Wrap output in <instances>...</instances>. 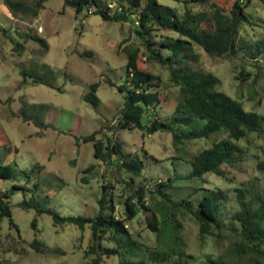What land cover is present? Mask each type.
<instances>
[{"label":"rangeland","instance_id":"1","mask_svg":"<svg viewBox=\"0 0 264 264\" xmlns=\"http://www.w3.org/2000/svg\"><path fill=\"white\" fill-rule=\"evenodd\" d=\"M99 1L110 2L112 7L115 5L112 0ZM157 1L181 11L185 0ZM243 11L247 20L240 24L233 59L211 57L195 46L198 61L187 63L190 67H202L213 73L218 80L214 89L240 101L244 110L264 115L263 46L255 54L256 61L249 58V53L255 52L264 38V2L250 0ZM16 25L0 0V26L10 27L6 34L0 31V163L9 164L14 169L13 179L0 181V191L13 182L26 187L23 192L18 190L8 198L11 218L19 237L7 217L0 219V262H87L75 247L80 233L78 229L69 224L54 227L50 216L40 213L35 217L36 230H33L30 221L35 212L33 208L18 206L23 198H31L60 215L92 216L98 209L97 200L104 194L106 200L112 198L115 212L119 213L125 188L123 180L131 177L135 187L143 184L146 203H153L155 201L147 193V188L157 180L170 177L173 181L168 191L174 197L200 196L203 188L224 190L227 200L222 211L227 215L233 209L232 189L235 186L245 190L250 183H260L261 174L255 166L258 161L264 162V136L261 134L252 133L248 141L241 142L246 147L244 158L225 171V178L206 173L200 180L185 176L190 171L192 155L210 146L208 139L173 141L171 133L165 130L147 134L144 128L113 129L116 113L123 101V93L116 89L117 85L124 84L125 77L126 56L121 49L126 44H137L133 23L129 19L124 22L103 20L85 9L74 15L71 7L63 6L62 0H45L32 23L33 32L43 39L45 48L29 38L23 42L13 31ZM17 42L23 45L18 53L12 49ZM83 50H89L91 56L78 57L77 52ZM138 66L159 76L163 95L162 101L156 105V113L159 117L168 115L173 108L176 88L169 85L167 71L143 59ZM241 66L250 75L239 83L234 75ZM256 72L258 76L252 84V74ZM37 77L41 78L40 82L33 81ZM91 83H97L95 95L98 103L95 107L82 99ZM140 123L146 124L144 116ZM89 134L104 146L117 141L121 156L110 153L105 156L106 161L95 158L92 142L81 140ZM122 159L139 160L142 164L140 175L133 176L120 166ZM88 165L93 168L89 173H83ZM20 171H27L28 179ZM102 185H108L104 192ZM177 218L182 223L184 250L192 256L189 264H206V256L216 257L231 247L232 237L227 231L219 238L205 236L199 242L196 224L189 215L181 214ZM127 226L141 247H153L154 235L143 228L140 220L127 222ZM84 231L80 241L83 246L89 237L86 228ZM136 232H139V237ZM33 237L50 247L58 246L64 254L33 252L25 243ZM143 254L144 251L131 246L121 256L132 260L141 258ZM102 264H118V257L111 256ZM261 264H264L263 258Z\"/></svg>","mask_w":264,"mask_h":264},{"label":"trees","instance_id":"2","mask_svg":"<svg viewBox=\"0 0 264 264\" xmlns=\"http://www.w3.org/2000/svg\"><path fill=\"white\" fill-rule=\"evenodd\" d=\"M44 1L1 0L7 15L17 24L13 27L16 35L23 42L28 38L36 40L43 48L45 43L33 32L32 23L42 10ZM112 2L115 3L113 7L110 2L99 0H62L63 6L73 9L74 15L85 9L87 13L98 14L103 20L124 22L129 19L133 23L132 31L137 44H126L121 49L126 56L125 77L124 84L117 85L116 89L123 93V101L116 113L113 129L144 128L147 134L165 130L171 133L173 141L206 138L210 146L192 155L190 171L185 177L201 180L204 174L212 173L225 178V171L244 158L246 147L241 142L248 141L252 133L264 136V115L244 110L240 101L214 89L218 80L213 73L202 67H190L187 62L198 61L195 46L211 57L233 59L240 24L247 20L243 9L250 0H185L181 11L157 0ZM9 29L0 26L2 34ZM259 44L255 52L249 53L253 61H256L255 54L260 52V47L264 48V38ZM12 49L18 53L23 45L17 42ZM77 55L90 57L91 52L83 50ZM141 59L166 70L169 85L176 88L172 111L164 117L156 113V105L163 95L161 80L157 74L138 66ZM249 75V71L241 66L234 78L242 83ZM252 76L253 84L258 72ZM33 81L40 82L41 78H34ZM96 87L97 83H91L82 96L93 107L98 103ZM142 116L146 118L145 125L140 123ZM81 140L92 142L93 156L100 161H106L105 156L110 153L121 156L117 141L104 146L100 140L94 139L93 134L83 136ZM119 165L133 176L140 175L142 164L139 160L122 159ZM92 168L88 165L82 172L89 173ZM255 168L261 174L260 183H250L245 190L235 186L232 189L233 209L227 215L222 211L227 200L224 190L203 188L200 196L174 197L168 191L173 181L170 177L157 180L147 188V193L155 201L153 203H146L143 184L135 187L133 178L123 180L125 188L122 190L119 213L115 212L112 198L106 200L104 194L97 200L98 209L92 216L60 215L31 198H23L18 206L33 208L35 215L30 221L33 230H36L35 217L40 213L49 215L54 227L69 224L78 229L80 233L75 247L82 252L86 264H102L115 255L118 264H189L192 256L184 250L182 223L177 218L181 214H188L195 222L199 242L205 236L219 238L224 231L232 237L228 251L216 257L206 256V264H261V259H264V162L258 161ZM20 174L28 179L27 171H20ZM13 178V167L0 163V181ZM81 180L86 182L85 178ZM107 187L102 185V191ZM18 190L23 192L26 187L13 182L0 191V219L7 217L16 232L8 198ZM139 220L143 228L154 235L155 244L151 248L141 247L140 242L131 236L127 222ZM85 228L89 237L83 246L80 241ZM135 235L140 236L139 232ZM25 243L35 253L64 254L58 246L50 247L36 237ZM131 246L144 251L141 258L130 260L121 256Z\"/></svg>","mask_w":264,"mask_h":264},{"label":"built area","instance_id":"3","mask_svg":"<svg viewBox=\"0 0 264 264\" xmlns=\"http://www.w3.org/2000/svg\"><path fill=\"white\" fill-rule=\"evenodd\" d=\"M111 6V5H110Z\"/></svg>","mask_w":264,"mask_h":264}]
</instances>
